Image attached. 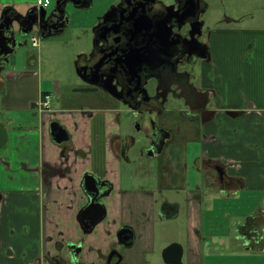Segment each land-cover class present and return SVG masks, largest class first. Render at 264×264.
I'll return each mask as SVG.
<instances>
[{
    "label": "crops",
    "instance_id": "1",
    "mask_svg": "<svg viewBox=\"0 0 264 264\" xmlns=\"http://www.w3.org/2000/svg\"><path fill=\"white\" fill-rule=\"evenodd\" d=\"M23 3L0 0L2 49L20 46L14 18L24 16L16 10ZM44 10L37 4L29 11ZM62 19L52 29L63 26ZM206 30L211 58L196 80L199 91H213L212 113L201 121L190 120L184 108L169 111L161 124L173 139L156 167L151 157L132 168L117 155V138L128 122L110 94L94 89L82 95L85 107L40 110L45 95L57 100L60 85L43 92L36 70H4L8 59L0 57V124L6 130L0 143V264H106L112 249L122 254L121 264H167L162 252L172 243L182 247L181 264H214L206 249L211 239L226 236L211 232L215 208L224 210L225 222L233 220L224 232L234 233L247 254L264 259V32L223 25ZM10 112L21 113L19 119L10 120ZM52 120L68 133V150L54 141ZM86 176L102 184L105 210L89 231L79 218L88 203ZM229 206L242 213L229 214ZM123 227L133 235L127 246L118 240ZM73 246L79 248L75 257Z\"/></svg>",
    "mask_w": 264,
    "mask_h": 264
},
{
    "label": "flooded vegetation",
    "instance_id": "2",
    "mask_svg": "<svg viewBox=\"0 0 264 264\" xmlns=\"http://www.w3.org/2000/svg\"><path fill=\"white\" fill-rule=\"evenodd\" d=\"M204 12L202 0H116L100 16L97 24L101 25L93 35L97 46L78 62L85 80L84 88L78 90L86 94L94 89L103 91L105 85L112 89L113 95L109 97L122 109L120 118L128 122L124 136L117 138L120 141L117 155L129 167L136 168L137 163L150 157L154 160L152 165L158 166L157 156L173 139L161 119L178 108L186 109L183 113L190 120L198 118L200 112L195 108L213 93L207 89L199 91L196 80L204 62L211 58L210 33L203 26ZM28 21L23 24L32 30L34 25L29 27ZM24 29L19 27V32ZM16 45L10 44L6 49L0 46L1 59H8ZM52 122L61 126L57 120ZM65 137L60 143L64 144V151L69 149L66 131ZM84 185L88 189L86 181ZM86 192L88 203L79 218L85 217L84 222L88 223L94 218L93 208L98 207H89L94 193ZM102 193L101 186L94 202L99 203ZM71 252L75 257L79 248L73 246ZM122 259V254L112 249L105 263L121 264Z\"/></svg>",
    "mask_w": 264,
    "mask_h": 264
},
{
    "label": "rangeland",
    "instance_id": "3",
    "mask_svg": "<svg viewBox=\"0 0 264 264\" xmlns=\"http://www.w3.org/2000/svg\"><path fill=\"white\" fill-rule=\"evenodd\" d=\"M27 3L18 4L17 11L26 14L29 10L37 7L38 0H26ZM45 1V0H41ZM48 5L45 8V16L42 23L45 30L40 33L37 25H34L31 32L20 33L19 25L16 24L15 34L17 46L9 55L4 70L14 69L22 70L28 66L30 69L38 72L42 80V91L53 93V83L57 82L60 86V94L57 100L51 99V105L64 104L65 106L88 105L87 98L82 100V94L79 92L78 85H83L79 78L76 67L82 55H86L92 48L93 28L99 21L100 16L116 0H47ZM205 3V12L203 14L204 28L210 29L215 26L237 27L240 29L261 30L264 32V0H202ZM20 3V2H19ZM60 8L63 17V26L58 29H52L56 24V17L60 16ZM39 12V11H38ZM43 34V35H42ZM35 36L38 44L33 46L30 38ZM75 86H77L75 88ZM75 88V89H74ZM77 89V90H76ZM2 90L0 96L2 95ZM89 99V98H88ZM92 104V103H91ZM21 113L10 112L6 114L10 120H18ZM24 115V114H22ZM124 125H128L124 123ZM143 162V161H142ZM137 163L136 167H139ZM126 168H128L126 166ZM220 209V208H218ZM231 215L240 214L243 208L238 211L233 208H227ZM214 209V225L211 232L214 235H226L222 240L219 238L211 239L213 245L209 250L215 257L214 264H264V259L259 254H247L243 247H240L242 241L235 239L232 232H224V229L233 225V220L228 222L223 219V211L217 212ZM245 217V216H244ZM241 221L243 217H239ZM158 224H156V227ZM162 227V226H161ZM169 230H161L166 234ZM168 234V233H167ZM164 235H161V237ZM248 256L242 259L241 256ZM264 256V254L262 255ZM236 257V258H235ZM223 260V261H222Z\"/></svg>",
    "mask_w": 264,
    "mask_h": 264
},
{
    "label": "water",
    "instance_id": "4",
    "mask_svg": "<svg viewBox=\"0 0 264 264\" xmlns=\"http://www.w3.org/2000/svg\"><path fill=\"white\" fill-rule=\"evenodd\" d=\"M58 12H60V8H58ZM59 15H61V12L59 13ZM44 16H45V12H42V11H39V12L38 11H35V12L28 11L24 16L20 15L17 18H14V22H16L20 26V24H22L23 21H27L28 19H30V21H28V22H30L29 27H32L33 25H37L41 31V28L43 29L45 27V25H43V23H42V18ZM56 20L58 21V16L56 17ZM104 22H105V19L103 20L102 23H104ZM100 25L101 24H97L95 26V28L93 29L94 34H96L95 30L97 28H99ZM22 33H24V32H22ZM97 43H98V41H97V38L95 35L94 39H93L92 48H91L92 53L94 52V50L97 46ZM76 71H77V74H78L79 78L81 79V81L85 82V80L81 74L82 72H81V69L79 68V66L76 67ZM102 89H103V91L107 92L108 94L113 95V91L109 86H106V85L102 86ZM209 103H210V100L208 98L202 105L195 108L198 112H200L198 114V118H200L201 121L203 120L202 116H204L205 114L212 113L209 110H207ZM185 106H187V105L185 104ZM187 107L190 108V106H187ZM57 131H59V132H57ZM51 134H52L54 141L59 143V144L66 139L64 128L59 126L56 122H52V124H51ZM5 138H6V130L0 124V140H1L0 143H2V141L5 140ZM0 146H1V144H0ZM85 181H86L87 186H88V189L86 187V191L94 193V195L92 196L93 197L92 198L93 204L90 205L89 207H91V206L98 207V210H97V208H93V210L91 212L94 215L93 220H90L87 223V222H84L85 217L80 218V223L83 226L84 230L89 231L100 220L103 219L105 210L98 202H94V199L98 198V196L100 195L99 194V188L102 186V184H97L96 180L94 178H92L91 176H86ZM118 240H119L120 244L123 246H127L128 244H130L132 242V234L128 230V228L123 227L119 230ZM162 258H163V261L167 264H181V258H182V247H181V245L177 244V243H172L169 246H167L162 252Z\"/></svg>",
    "mask_w": 264,
    "mask_h": 264
},
{
    "label": "built area",
    "instance_id": "5",
    "mask_svg": "<svg viewBox=\"0 0 264 264\" xmlns=\"http://www.w3.org/2000/svg\"><path fill=\"white\" fill-rule=\"evenodd\" d=\"M37 4L39 6H42L43 8H46L48 5V1L47 0H45V1L38 0ZM30 40H31V43L33 46H36L38 44V39L35 36H32L30 38ZM51 99H52L51 95H45L40 102L39 109L40 110H48L50 108Z\"/></svg>",
    "mask_w": 264,
    "mask_h": 264
},
{
    "label": "trees",
    "instance_id": "6",
    "mask_svg": "<svg viewBox=\"0 0 264 264\" xmlns=\"http://www.w3.org/2000/svg\"><path fill=\"white\" fill-rule=\"evenodd\" d=\"M249 221V220H248Z\"/></svg>",
    "mask_w": 264,
    "mask_h": 264
}]
</instances>
